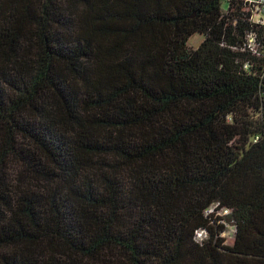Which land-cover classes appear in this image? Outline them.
Here are the masks:
<instances>
[{
	"label": "trees",
	"instance_id": "16d2710c",
	"mask_svg": "<svg viewBox=\"0 0 264 264\" xmlns=\"http://www.w3.org/2000/svg\"><path fill=\"white\" fill-rule=\"evenodd\" d=\"M0 264H264L246 0H0Z\"/></svg>",
	"mask_w": 264,
	"mask_h": 264
},
{
	"label": "built area",
	"instance_id": "2783aa9c",
	"mask_svg": "<svg viewBox=\"0 0 264 264\" xmlns=\"http://www.w3.org/2000/svg\"><path fill=\"white\" fill-rule=\"evenodd\" d=\"M247 10L251 13V19L255 24L264 26V0H246ZM250 40L253 42L255 37L250 36ZM228 210H225L227 212ZM199 237H203L204 231L198 232Z\"/></svg>",
	"mask_w": 264,
	"mask_h": 264
},
{
	"label": "rangeland",
	"instance_id": "374dc122",
	"mask_svg": "<svg viewBox=\"0 0 264 264\" xmlns=\"http://www.w3.org/2000/svg\"><path fill=\"white\" fill-rule=\"evenodd\" d=\"M202 41H203V36H201L200 34H195L193 37L190 38L189 44L192 48H197ZM224 236L227 238V240L230 243L233 242L235 236V226L233 224L231 223L228 224Z\"/></svg>",
	"mask_w": 264,
	"mask_h": 264
}]
</instances>
